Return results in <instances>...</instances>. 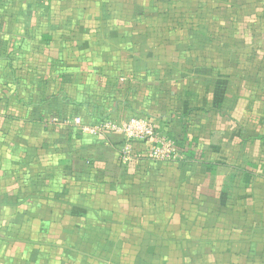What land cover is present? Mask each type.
<instances>
[{"label": "crops", "instance_id": "0c3cea01", "mask_svg": "<svg viewBox=\"0 0 264 264\" xmlns=\"http://www.w3.org/2000/svg\"><path fill=\"white\" fill-rule=\"evenodd\" d=\"M0 264H264V0H0Z\"/></svg>", "mask_w": 264, "mask_h": 264}, {"label": "built area", "instance_id": "2783aa9c", "mask_svg": "<svg viewBox=\"0 0 264 264\" xmlns=\"http://www.w3.org/2000/svg\"><path fill=\"white\" fill-rule=\"evenodd\" d=\"M79 124V120L76 121ZM102 135L104 132L119 134L126 142L125 153H130L129 145L142 142L146 145V157L156 162H170L179 158L175 142L157 131L146 117L136 116L119 124L103 123L92 130Z\"/></svg>", "mask_w": 264, "mask_h": 264}]
</instances>
